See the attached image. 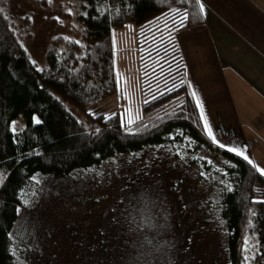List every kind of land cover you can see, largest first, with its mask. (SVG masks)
<instances>
[{"label":"trees","instance_id":"obj_1","mask_svg":"<svg viewBox=\"0 0 264 264\" xmlns=\"http://www.w3.org/2000/svg\"><path fill=\"white\" fill-rule=\"evenodd\" d=\"M76 1L82 43L53 40L47 67L40 69L24 47L32 36L29 19L17 31L10 0H0V264H22L31 235L17 226L25 199L40 190L39 179L97 171L151 148H182L200 181L215 188L219 202L210 207L218 208L225 230L227 264H248L250 240L259 245L251 263L264 264V176L210 140L176 39L177 32L205 24L199 0ZM128 26L137 29L145 97L134 124L96 111L116 89L113 32ZM20 116L26 126L13 132Z\"/></svg>","mask_w":264,"mask_h":264},{"label":"rangeland","instance_id":"obj_2","mask_svg":"<svg viewBox=\"0 0 264 264\" xmlns=\"http://www.w3.org/2000/svg\"><path fill=\"white\" fill-rule=\"evenodd\" d=\"M39 2L10 0L9 15L17 31L29 19L32 36L24 47L33 63L45 69L52 41L63 37L82 43V27L76 0ZM136 33L134 26L113 32L116 89L96 110L119 114L129 124L142 118L145 101ZM68 107L86 124L80 111ZM25 126L20 116L11 129ZM210 157L204 153L203 159ZM198 172L182 148H151L116 158L97 171L39 179L40 190L25 199L17 226L31 235L21 263L227 264L225 230L218 208L210 207L218 196ZM246 251L252 264L258 242L250 240Z\"/></svg>","mask_w":264,"mask_h":264},{"label":"crops","instance_id":"obj_3","mask_svg":"<svg viewBox=\"0 0 264 264\" xmlns=\"http://www.w3.org/2000/svg\"><path fill=\"white\" fill-rule=\"evenodd\" d=\"M199 3L205 24L176 39L205 131L214 145L264 167V0Z\"/></svg>","mask_w":264,"mask_h":264},{"label":"snow or ice","instance_id":"obj_4","mask_svg":"<svg viewBox=\"0 0 264 264\" xmlns=\"http://www.w3.org/2000/svg\"><path fill=\"white\" fill-rule=\"evenodd\" d=\"M49 3H51V0H49ZM200 10H201V12L204 11V5H203L202 3L200 4ZM0 11H3V10L0 9ZM185 19H187V14H186V13H184V14L181 15V21H183V20H185ZM192 95L195 97V96H196V92L193 91V92H192ZM197 104H198V106L201 107V110H202V104L200 103L199 100H197ZM202 111H203V110H202ZM37 123H39V121H37ZM205 127H206V128L208 127L207 122L205 123ZM208 131H209V135H211V129H210V128H208ZM213 139H215V138L213 137ZM220 147H224V145L221 144ZM228 151H233V149L229 148ZM236 154H237V155H242L243 158H244L245 160H247L250 164L253 163V162L249 159V157L246 156V155H243L242 152H237ZM253 167H256V165L253 164ZM257 170L260 171L261 175H264V169H257Z\"/></svg>","mask_w":264,"mask_h":264}]
</instances>
